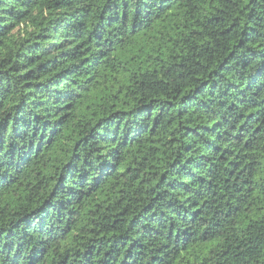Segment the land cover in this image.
I'll list each match as a JSON object with an SVG mask.
<instances>
[{
	"label": "trees",
	"instance_id": "16d2710c",
	"mask_svg": "<svg viewBox=\"0 0 264 264\" xmlns=\"http://www.w3.org/2000/svg\"><path fill=\"white\" fill-rule=\"evenodd\" d=\"M0 264H264V0H0Z\"/></svg>",
	"mask_w": 264,
	"mask_h": 264
}]
</instances>
